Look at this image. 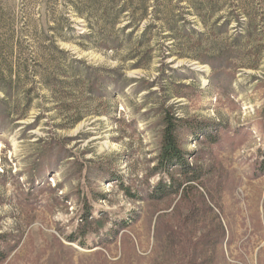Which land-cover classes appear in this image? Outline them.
Masks as SVG:
<instances>
[{
	"label": "rangeland",
	"instance_id": "rangeland-1",
	"mask_svg": "<svg viewBox=\"0 0 264 264\" xmlns=\"http://www.w3.org/2000/svg\"><path fill=\"white\" fill-rule=\"evenodd\" d=\"M0 264H264V0H0Z\"/></svg>",
	"mask_w": 264,
	"mask_h": 264
},
{
	"label": "trees",
	"instance_id": "trees-1",
	"mask_svg": "<svg viewBox=\"0 0 264 264\" xmlns=\"http://www.w3.org/2000/svg\"><path fill=\"white\" fill-rule=\"evenodd\" d=\"M5 80L6 82H12V77L6 76ZM161 117L163 123L162 150L158 159L159 164L157 170L160 174H167L169 176L171 175V172L180 170L183 176L187 178L188 182L194 181L196 177L186 160V153L182 151L179 134L180 131L188 127V124L176 117L175 114H171L170 110L163 109ZM176 184L177 183L173 181V183L168 186L164 185L161 181L152 193L151 198L157 199L167 196L169 192H172V190L175 189ZM86 235L87 233H83V236ZM75 241V239H72L71 242Z\"/></svg>",
	"mask_w": 264,
	"mask_h": 264
}]
</instances>
